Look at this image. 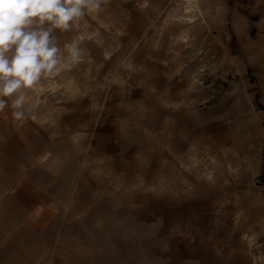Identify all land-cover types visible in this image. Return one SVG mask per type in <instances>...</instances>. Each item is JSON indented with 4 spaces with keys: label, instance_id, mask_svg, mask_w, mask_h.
<instances>
[{
    "label": "crops",
    "instance_id": "crops-1",
    "mask_svg": "<svg viewBox=\"0 0 264 264\" xmlns=\"http://www.w3.org/2000/svg\"><path fill=\"white\" fill-rule=\"evenodd\" d=\"M260 29L264 0H103L101 12L86 14L61 36L84 50L81 62L31 93L32 115L47 123V129L32 123L38 140L30 145L33 161L48 155L69 175L63 177L74 172L66 186L79 189L75 205L87 202L84 189L119 187L125 180L130 186L121 171L154 165L163 173L159 205L165 207L151 213L146 226L191 233L192 242L177 246L186 252L182 264H264L252 255L250 242L228 238L236 232L253 238L264 229V194L258 188L256 197L252 191L251 201L242 203L243 192L227 190L220 176L228 164L212 167L219 172L213 179L200 177L195 160L208 151L216 131L212 122L189 113L191 85L184 84L185 75L205 66L225 75L253 73L264 61V54L253 50ZM0 173L7 185L6 167ZM240 205L253 210L241 213ZM233 216L237 227L231 225ZM173 219L175 225L169 223ZM202 231L215 232L213 243H193ZM3 235L7 231H0V264L8 258Z\"/></svg>",
    "mask_w": 264,
    "mask_h": 264
},
{
    "label": "rangeland",
    "instance_id": "rangeland-1",
    "mask_svg": "<svg viewBox=\"0 0 264 264\" xmlns=\"http://www.w3.org/2000/svg\"><path fill=\"white\" fill-rule=\"evenodd\" d=\"M258 36L260 41L253 50L261 55L264 30L260 29ZM254 72L248 69L242 76L225 75L217 69L211 72L205 66L196 75L184 78V84L191 85L194 105L187 110L199 114L202 123L212 122L216 131L208 151H201L195 160L201 167L200 177L213 179L219 172L212 167L228 164L229 168L220 176L224 175L227 190L243 192L241 202L251 201L252 191L256 197L258 188L264 194V61ZM40 94L44 97L43 92ZM32 123L36 129H47V123L39 122L38 118L29 117L21 122L14 119L10 108L0 112V167H6L7 171V185L0 173V231H7V236H2L7 238L2 247V252L8 255L4 264L184 262L186 252L177 246L192 242L191 233L158 231L159 225L146 226L145 222L151 213L154 216L165 207L159 205L158 184L163 173L154 165L146 171H121V179L130 177V186L125 180L119 187L96 185L84 189L87 202L75 205L80 199L79 189L66 186L72 182L74 172L72 177H63L66 174L63 166L54 164L48 155L33 161L30 145L38 140ZM143 145L141 141L145 153ZM185 174L191 176V172ZM240 206L241 213L253 210L251 205ZM211 209L212 205L207 208L209 212ZM183 222L187 224L186 220ZM238 222L233 216L232 227H237ZM169 223L175 225V219ZM214 233H196L193 243L212 242ZM228 238L232 243L243 239L244 243L250 242L252 255L264 260V229L253 238L239 236V232Z\"/></svg>",
    "mask_w": 264,
    "mask_h": 264
},
{
    "label": "clouds",
    "instance_id": "clouds-1",
    "mask_svg": "<svg viewBox=\"0 0 264 264\" xmlns=\"http://www.w3.org/2000/svg\"><path fill=\"white\" fill-rule=\"evenodd\" d=\"M103 0H0V112L35 119L31 93L45 80L78 65L84 50L61 36Z\"/></svg>",
    "mask_w": 264,
    "mask_h": 264
}]
</instances>
